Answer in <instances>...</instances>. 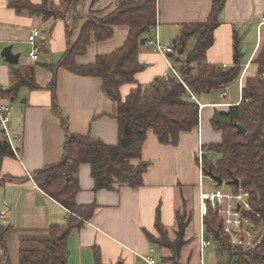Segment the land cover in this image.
<instances>
[{
	"label": "crops",
	"instance_id": "crops-1",
	"mask_svg": "<svg viewBox=\"0 0 264 264\" xmlns=\"http://www.w3.org/2000/svg\"><path fill=\"white\" fill-rule=\"evenodd\" d=\"M13 0H0V89L10 87L15 78L12 68L34 65L39 90L22 88L10 99H2L13 106L9 124V139L15 156L4 160L1 176L5 177L0 186L1 222L9 227L4 235L6 249L11 264H19L20 248L23 241H41L50 236L52 225L64 224L71 211L39 187L34 173L47 166L59 163L63 157L66 133L62 119L68 121L71 133H91L94 138L113 145L118 142L119 126L113 115L117 112V102L111 100L101 90V78L75 74L64 68L56 73V103L54 94L46 88L53 79L50 65H57L68 48L78 37L91 10L110 12L117 0H79L68 6L67 0H48L61 12L60 18H43L27 10L16 11L10 6ZM40 4L43 0H29ZM214 0H158V24L154 35L165 45L183 32L186 24L205 21ZM220 26L215 31L213 45L207 51L210 63L232 67L235 62V34L242 38L246 25H252L255 36L253 49L247 60L243 58L250 46H246L239 60L243 66L238 81L227 85L230 98L228 106H221L220 89L202 94L197 98L200 105L199 125L192 131L181 134L177 146L161 144L153 131H149L143 145L142 161L149 166L144 174V183L139 188L121 186L116 190H94L91 166L83 163L76 174L81 189L76 201L79 205H96L90 220L81 229H74L69 237L68 264H95L94 246L101 251L104 264H149L144 257H154L156 264H168L162 256L165 249L152 244L146 231L157 236L155 227L157 209H161V220L171 232L176 229L175 212L183 207L184 201L192 200L193 228L197 235L200 264H204V249L200 248L199 183L200 167L197 151L202 145L209 148L222 141V132L212 127L211 119L216 112H226L231 105L241 101L240 81L256 75L257 66L253 59L264 38V0H226L220 13ZM241 26V32H237ZM33 29L41 31L39 59L30 62L28 36ZM128 27L118 25L114 35L104 41L92 42L87 52L77 57L80 65L93 63L98 54L110 53L125 42ZM12 46L19 53V63L10 64L2 51ZM139 60L146 65L136 75L142 86L151 84L165 73H171L167 57L154 51L146 42L141 45ZM236 84L238 92L231 86ZM135 87L126 84L121 94L126 97ZM139 161L134 160L137 164ZM12 177L14 179H9ZM192 187V194H186ZM183 194V196H182ZM182 198V206L179 199ZM193 221L190 225L192 228ZM189 228V229H190ZM188 229V231H189ZM154 247V252L150 248ZM208 248V247H207ZM183 254H186L184 251ZM191 263H195L194 259Z\"/></svg>",
	"mask_w": 264,
	"mask_h": 264
},
{
	"label": "trees",
	"instance_id": "trees-1",
	"mask_svg": "<svg viewBox=\"0 0 264 264\" xmlns=\"http://www.w3.org/2000/svg\"><path fill=\"white\" fill-rule=\"evenodd\" d=\"M79 0H67L74 6ZM226 0H214L211 12L205 21L186 24L183 32L172 42L175 53L171 54L178 75L171 72L168 79L158 77L151 84L137 83L136 75L146 67L139 60L141 39L154 32L158 24V0H117L110 12L91 10L84 22L80 36L63 55L57 65H50L53 79L46 87L54 94L56 103V73L64 68L78 75L100 77L101 90L111 100L117 102L118 142L110 145L94 138L91 133L74 134L68 121L62 119L66 133L62 160L34 173V179L41 189L68 208L71 213L66 222L50 227V236L41 241H23L20 248L19 264H68L69 237L74 229H81L90 220L96 205H79L76 201L81 186L76 174L83 163L91 166L94 190H116L121 186L139 188L144 183V174L149 163L142 161L143 145L149 131H153L158 141L164 145L177 146L181 134L194 130L199 125L200 105L193 98L219 90L239 80L243 66L242 55L235 34V58L232 67L210 63L207 51L215 40V31L220 26V13ZM10 6L16 11L27 10L31 14L50 17H64L48 0L33 4L29 0H13ZM125 25L128 35L122 46L110 53L98 54L93 63L80 65L77 57L87 52L89 45L104 41L114 35L115 27ZM184 32H187L186 35ZM257 66L254 76L246 77L243 84V99L231 105L226 112H216L211 119L212 127L222 132V141L209 148L216 151L217 160L206 159L204 171L212 172L224 182L240 181L244 191L249 192L253 210L261 215L264 222V38L253 59ZM15 82L8 88H1V99L17 96L22 88L42 89L35 75L34 65L12 68ZM134 84L135 87L123 98L121 87ZM237 125H242L246 133H240ZM15 156L10 139L0 124V186L5 177L1 176L3 162ZM134 160H138L137 164ZM9 179H14L8 177ZM237 191L235 185H227ZM185 201L183 209L185 208ZM176 229L171 232L161 220L158 207L155 227L157 236L146 231L152 244L170 251L162 256L168 264H184L182 252L188 243L186 233L193 221L192 215L182 209L175 212ZM205 228L213 235L218 253H228L226 262L217 264H264V239L255 249L243 252L229 245L223 234V223L216 213L209 211L204 218ZM9 227L1 222L0 214V264H11L6 249L4 235ZM216 232L219 235L216 236ZM95 264H104L101 251L94 246ZM116 264H122L119 261ZM186 264V263H185Z\"/></svg>",
	"mask_w": 264,
	"mask_h": 264
},
{
	"label": "built area",
	"instance_id": "built-area-1",
	"mask_svg": "<svg viewBox=\"0 0 264 264\" xmlns=\"http://www.w3.org/2000/svg\"><path fill=\"white\" fill-rule=\"evenodd\" d=\"M152 32L156 31V28H151ZM41 31L39 29H33L28 36V43L30 50L28 52V59L30 62H36L39 59L40 45L38 43V36ZM147 43L150 44L154 51L159 52L167 57L168 66L170 72L178 75L172 59L171 54L175 53L174 48L171 45H165L159 41V39L147 38ZM224 68H227L224 65ZM166 79L169 77V73H165ZM240 93L241 100L243 99V83L240 81ZM193 98L197 100V97L193 95ZM220 103L221 106H228L230 95L225 87L220 89ZM13 112V106L9 102H2L0 95V124L1 128L5 130L9 137V124ZM216 154V151L211 148L200 146L197 151V163L200 167V183H199V216H200V248L203 250L210 245L212 241L206 240L203 237L205 228L204 218L211 210L216 213L217 217L222 220L223 234L228 239V243L231 247L240 249L243 252L251 251L259 246L264 239V222L261 221V215L257 211L253 210L250 202V194L244 191L241 185H239L237 191L224 192L217 188L215 190H205L203 180L205 177H209L204 171L205 160L209 156ZM210 178V177H209ZM211 179V178H210ZM212 183L217 185L213 179ZM239 206V208H238ZM261 222H263L261 224ZM155 248H150V252H154ZM149 264H156L157 259L154 257H144Z\"/></svg>",
	"mask_w": 264,
	"mask_h": 264
},
{
	"label": "rangeland",
	"instance_id": "rangeland-1",
	"mask_svg": "<svg viewBox=\"0 0 264 264\" xmlns=\"http://www.w3.org/2000/svg\"><path fill=\"white\" fill-rule=\"evenodd\" d=\"M251 27H252L251 24H247L246 30H244L242 32H241V26H239V29L237 28V32L240 31L241 36L246 37L244 45L243 46L240 45L241 46V49H240L241 53L244 52V49L246 46H249L247 43H250L248 51H246L245 54H243L244 55V58H243L244 62L247 60V58L251 54L252 49H253V45L255 42V36L253 35ZM150 38L156 39V36L154 35V33L150 35ZM236 40L238 41L239 44H243L241 37L236 36ZM231 90L233 92H238L237 85L236 84L232 85ZM218 157L219 156L217 154H214L212 156H209L208 159L215 161L218 159ZM203 183H204V189L205 190H215V189L219 188L224 192L232 191L226 184H223L221 186H218V185L215 186V184L212 183V180L209 177H205L203 180ZM187 189L188 190L186 191V194H192V190H193L192 187H188ZM182 196H183V194H182ZM177 203H179L178 207L182 206V203H183L182 198H180ZM184 207H185L184 209L180 207L182 209V211L185 210L187 212V215H192V212H193L192 200H186ZM197 223H198L197 220H193L192 228L189 227L190 229L188 228L189 231H187V233H186V240H188V243L182 252V253H184V251L186 252V254H182V262L184 264L185 263L186 264H192L191 261L193 259L195 262L193 264H200V259H199L200 255L198 252L197 235H196L195 231H193V228L196 226ZM262 223L263 222H261V224ZM203 237L206 240L212 241V245H210L208 248H206L204 250V261H205L204 264H217L218 262H226L228 259V253H224V254L218 253L217 244L214 241L213 235L210 232H208L206 229H204ZM170 254H171L170 251L165 249V255L169 256Z\"/></svg>",
	"mask_w": 264,
	"mask_h": 264
},
{
	"label": "water",
	"instance_id": "water-1",
	"mask_svg": "<svg viewBox=\"0 0 264 264\" xmlns=\"http://www.w3.org/2000/svg\"><path fill=\"white\" fill-rule=\"evenodd\" d=\"M186 35L188 34L187 32H184ZM147 42V37H144L141 39L140 43L141 45L146 44ZM2 56L5 57V59L10 63V64H18L19 63V58H20V54L19 53H14L12 50V46H6L3 51H2ZM238 127V131L240 133H246V129L242 126V125H237ZM211 179H213L214 181H216L218 186H221L223 184L226 185H235L237 187H239L240 185V181L238 179H234L231 182H224L220 177L214 175L212 172H208L207 174ZM239 208V206H238ZM219 235V232H216V236Z\"/></svg>",
	"mask_w": 264,
	"mask_h": 264
}]
</instances>
